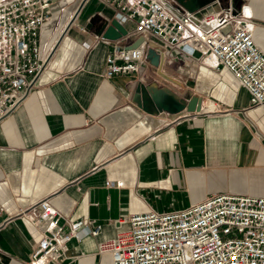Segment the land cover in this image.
Here are the masks:
<instances>
[{"label": "crops", "instance_id": "1", "mask_svg": "<svg viewBox=\"0 0 264 264\" xmlns=\"http://www.w3.org/2000/svg\"><path fill=\"white\" fill-rule=\"evenodd\" d=\"M196 5L230 14L232 25L251 23L264 54V0ZM116 16L104 0H54L40 31L44 70L0 119V264H29L42 228L18 213L42 200L63 224L102 226L97 237L72 241L62 264H112L97 246L127 230L130 215L179 211L213 194L264 198V106L251 107L231 74L199 53H164L162 72L173 82L156 74L146 52L139 73L105 78L111 46L95 37ZM124 27L127 46L137 36ZM151 82L195 96L200 113L143 112L132 98Z\"/></svg>", "mask_w": 264, "mask_h": 264}, {"label": "built area", "instance_id": "2", "mask_svg": "<svg viewBox=\"0 0 264 264\" xmlns=\"http://www.w3.org/2000/svg\"><path fill=\"white\" fill-rule=\"evenodd\" d=\"M134 35L146 39L135 49L121 41H97L111 46L104 76L139 73L147 41L164 54L178 50L199 53L216 69L231 74L250 96L251 107L264 106V54L253 41L248 22L232 25V16L197 15L177 0H104ZM54 0H0V119L21 101L44 70L46 55L40 31L49 21ZM211 111L217 112L216 105ZM106 186L116 187L115 182ZM18 216L41 227L29 264H62L69 244L97 237L102 229L93 220L61 223L58 211L42 200L19 211ZM128 229L97 246L112 264H264V198L213 194L188 208L133 214Z\"/></svg>", "mask_w": 264, "mask_h": 264}, {"label": "water", "instance_id": "3", "mask_svg": "<svg viewBox=\"0 0 264 264\" xmlns=\"http://www.w3.org/2000/svg\"><path fill=\"white\" fill-rule=\"evenodd\" d=\"M189 12H197V15L212 13L211 8L198 12L196 0H177ZM100 36L108 41H119L128 36L126 28L113 19L106 24L100 32ZM146 39L143 35L138 36L132 43L126 46L127 49H135ZM146 58L155 68L156 74L161 78L174 81L162 72L164 62V54L159 47L152 42L147 41ZM132 103L143 112L150 115H158L167 113L169 115H177L182 112L189 114L200 113L201 106L198 98L189 94L181 97L167 87H159L156 82L149 84L139 83L135 88V94Z\"/></svg>", "mask_w": 264, "mask_h": 264}]
</instances>
